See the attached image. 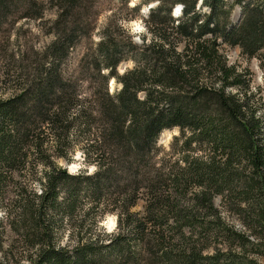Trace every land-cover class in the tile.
I'll use <instances>...</instances> for the list:
<instances>
[{"label": "trees", "instance_id": "trees-1", "mask_svg": "<svg viewBox=\"0 0 264 264\" xmlns=\"http://www.w3.org/2000/svg\"><path fill=\"white\" fill-rule=\"evenodd\" d=\"M151 1L157 2L145 23L151 38L142 47L120 37L110 23L102 28L95 47L82 57L98 75L99 88L83 97L60 66L69 48L92 29L89 17L85 21L83 16L97 0H48L56 17L42 73L33 86L0 98V192L7 172L18 165L25 168L30 153L52 165L47 157L42 159L45 145H74L79 137L84 158L95 166L85 177L83 193L73 178L69 194L60 198L58 186L67 176L44 173L40 193L31 192V198L24 191L19 194L16 216L37 248L35 264L89 263L88 243L72 256L56 248L48 219L63 209L71 214L77 198L97 206L113 197L120 203L114 210L121 231L109 246L117 249L121 233L133 229L136 245L145 246L156 264H219L216 256L205 255L196 245L200 239H194V228H200V238L205 233L206 217H216L209 222L215 233L223 230L244 239L217 215L215 196H222L244 225L259 228L264 236V123L248 101L245 72L229 65L223 52L226 46H236L252 57L264 49V0H202L201 9L196 8L198 0L140 3ZM13 2L0 0V18ZM16 2L23 4L21 17H43L40 0ZM175 4L182 5L177 17L171 14ZM235 6L241 16L232 24ZM133 8L137 11L138 6ZM126 58L134 66L118 74L116 67ZM262 64L264 68V54ZM111 77L121 85L115 93L107 89ZM174 127L182 132L184 151L194 155L183 157L176 169L145 172L157 151L158 135ZM139 200L144 202L142 216L130 212ZM168 221L177 224L179 239L170 233ZM184 228L191 231L185 233Z\"/></svg>", "mask_w": 264, "mask_h": 264}, {"label": "rangeland", "instance_id": "rangeland-1", "mask_svg": "<svg viewBox=\"0 0 264 264\" xmlns=\"http://www.w3.org/2000/svg\"><path fill=\"white\" fill-rule=\"evenodd\" d=\"M40 1L44 5V15L41 18L21 17L24 11L23 4L16 0L10 6L8 13L0 18V98L33 86L42 73L45 63L44 50L53 37L50 31L53 29L51 25L56 17V10L48 0ZM140 2L141 0H97L91 6L89 15L83 16L85 21L89 17L88 23L92 29L69 48L68 55L60 66L62 75L74 84L81 96L92 95L99 88L97 87L98 75L96 76L95 71L86 66L82 57L90 47H95L100 39L101 30L106 24L110 23L112 30H118L120 37L123 35L129 37L138 48L150 42L151 36L145 23L151 8H148L147 12L146 6L151 4L150 7H155L156 2L151 1L146 4ZM135 6H138L137 11L133 8ZM200 6L201 1L198 0L196 8L201 9L202 6ZM202 11L207 12L208 10L203 7ZM240 16L241 8L235 6L230 15L231 23H238ZM118 26L122 31H119ZM223 52L229 65H235L239 71L245 72L249 85L248 101L264 123V68L262 64L264 49L252 57L243 55L236 46L232 48L226 46ZM133 66L134 61L126 58L117 65L116 72L121 74ZM103 72L108 74L109 71L104 69ZM120 87V83L113 77L107 81V89L110 93H115ZM140 96L143 95L140 94ZM79 139L78 137L74 140V145L69 143L66 145L63 142L53 146L45 145L42 159L44 161L48 159L52 165L42 164L41 158H38L36 153H30V163L25 168L18 165L7 172V178L3 181L0 192V264H35L38 260L37 248L30 244L24 233L23 225L16 216L20 193L24 191L25 196L30 198L32 193H40L44 173L67 176V181L58 186L60 198L69 194L68 189L72 187L77 178L78 189L83 193L85 181H87L85 177L94 173L95 166L84 158L80 144H78L81 141ZM182 142V132L179 128L174 127L162 131L157 137L155 156L152 161L148 162L149 168H146L145 172L151 174L160 169L165 172L170 168L176 169L177 164L183 163V157L194 155L191 151H184ZM59 153H63L64 157H59ZM77 199L78 204L71 214L65 212L68 209H63L57 213L52 212L48 218L54 231L53 243L56 248L62 249V253L71 256L80 253L82 245L88 243L89 245L86 244L85 248L91 253L87 255L86 260L89 262L87 264H156L152 261L153 259L149 258L145 246L142 247L141 243L136 245L138 235L133 229L130 231L125 229L121 233L123 242L120 240L116 242L119 243L117 249L109 246L110 239L121 231L119 230L120 217L114 210L120 203H117L113 197L102 199L97 206L87 204L88 201H85V198ZM143 204L144 202L139 200L137 205L130 208V212L136 216H142ZM213 205L227 228L242 234L244 239L240 240L233 233L228 235V232L223 230L215 233V230L209 226V222L212 224L211 221L216 217L210 216V219L206 217L205 222L208 224L203 225L206 231L201 238L196 234L200 228L193 229L194 239L196 241L200 239L196 245L201 246L200 249H203L205 255L216 256L219 264H264V236L257 230L259 228L253 230L244 225L242 218L228 208L222 196H215ZM201 214L204 213L201 212ZM125 222L124 218L123 223ZM168 225L170 233L174 234L175 239H179L180 233L175 234L178 231L177 224L168 221ZM189 230L190 228L183 229L185 233ZM94 237L97 239L95 240ZM120 249L124 250L123 259L119 257Z\"/></svg>", "mask_w": 264, "mask_h": 264}]
</instances>
